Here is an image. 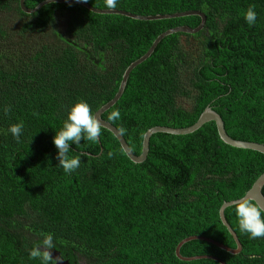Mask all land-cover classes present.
<instances>
[{"label":"trees","instance_id":"16d2710c","mask_svg":"<svg viewBox=\"0 0 264 264\" xmlns=\"http://www.w3.org/2000/svg\"><path fill=\"white\" fill-rule=\"evenodd\" d=\"M20 1L0 0V264H56L29 255L46 234H53V250L69 264H220L181 260L176 247L195 235L237 247L220 208L244 197L264 173L262 153L225 144L209 122L189 135L154 134L148 158L137 164L101 127L98 142L71 145L81 164L69 175L57 166L53 143L74 102L87 101L95 115L161 33L197 28L201 17L141 21L59 3L26 14ZM43 1L26 0L25 6ZM82 1L142 16L198 10L207 17L196 34L165 37L102 115L136 155L149 129L190 127L208 107L232 138L264 144V0ZM249 6L258 14L255 25L242 15ZM6 15L36 44L4 47L10 39ZM114 111L119 118L110 120ZM20 121L17 140L7 129ZM225 216L241 253L196 239L181 254L264 264V238L240 231L234 206Z\"/></svg>","mask_w":264,"mask_h":264},{"label":"water","instance_id":"95a60500","mask_svg":"<svg viewBox=\"0 0 264 264\" xmlns=\"http://www.w3.org/2000/svg\"><path fill=\"white\" fill-rule=\"evenodd\" d=\"M25 1L26 0H21L20 5H21L22 10L26 14L36 13L48 4L59 3V4H79V5L84 6L87 9H89L90 11L97 13V14H119V15H124V16H127L129 18H132L135 20H141V21L165 20V19L181 18V17H187V16H195V15L200 16L202 21H201V24L197 28H191L189 26H179V27L172 28V29H169V30L161 33L156 38V40L153 42V44L149 48V50L142 57H140L138 60L134 61L133 63H131V65H129V67L124 72L123 78L121 80L119 89H118L115 97L111 101H109L107 104L102 106L95 113V116L101 122V127L112 132L113 135L117 138V140L119 141L123 151L128 156V158L137 164L143 163L148 158L149 151H150V141H151V138L154 134L165 133V134H171V135H189V134L196 132L197 130L202 128L206 123H209V122H215L216 123L219 136L225 144H227L231 147H234V148L257 151V152L262 153L264 155V144H261L258 142L242 141V140H237V139L232 138L227 133V130L225 128V123H224L222 117L209 107L206 108V110L201 114L198 121L190 127L173 128V127H167V126H156V127L149 129L146 132V134L144 135L143 148H142V153L140 155H136L132 151L127 140L125 139L122 132L117 127H115L113 124H111L110 122H108L102 118V115L106 111L111 109L115 104H117V102L123 96L131 72L137 66L141 65L148 58H150L152 56V54L156 50L159 43L165 37L172 35V34H175V33L196 34L204 28L206 21H207V17L203 12L198 11V10H190V11L180 12V13H175V14H164V15L159 14V15L142 16V15L134 14L131 12L116 10V9H97V8L93 7L92 5H90L87 2L82 1V0H45V1L41 2L40 4H38L33 9L27 8L25 6ZM263 189H264V173L254 182V184L252 185V187L250 188V190L246 193V195L244 197L249 198L254 203H259L261 205H264ZM237 200L225 202V203H223V205L220 208L221 221H222L223 225L227 228L229 233L233 236V238L236 242V245H237L236 248H231V247H229V246H227V245H225L219 241H216V240L211 239V238L206 237V236L195 235V236H190V237L185 238L184 240H182L177 245V247H176L177 257L181 260H184V261H192V260H198V259H211V260H215V261L219 262L220 264H227L225 261H223L219 257L213 256V255L184 257L181 254V248L183 247L184 244H186L192 240H196V239L197 240H204L206 242L212 243L215 246L219 247L220 249H222L224 251H227L228 253H230L232 255H237V254L241 253L242 248H243L242 243H241L237 233L232 228V226L229 224V222L225 216L226 209L231 207V206H234V202ZM51 254L53 257L52 259L56 262V264H69L68 261L64 262V260H63V258L59 252L52 250ZM156 264H163V263H156Z\"/></svg>","mask_w":264,"mask_h":264},{"label":"clouds","instance_id":"9594fccd","mask_svg":"<svg viewBox=\"0 0 264 264\" xmlns=\"http://www.w3.org/2000/svg\"><path fill=\"white\" fill-rule=\"evenodd\" d=\"M109 6H115V0H108ZM244 20L249 25H255L258 14L254 6H249L242 13ZM8 111V109H5ZM119 118V112L114 111L109 117L110 120ZM24 124L20 121L11 124L7 131L19 140L23 132ZM101 137V122L93 115L87 101L80 99L74 102L67 109V118L63 121L62 127L55 131L53 143L57 149L56 159L59 167L63 168L65 174H72L81 164V156L71 155L76 152L71 145L77 148L81 140L98 142ZM235 214L240 231L249 234L253 239L264 238V205L252 202L249 198L243 197L234 202ZM55 249L53 234H46L39 244L34 245L29 251L32 258L43 257L45 261L52 259L51 251Z\"/></svg>","mask_w":264,"mask_h":264},{"label":"rangeland","instance_id":"374dc122","mask_svg":"<svg viewBox=\"0 0 264 264\" xmlns=\"http://www.w3.org/2000/svg\"><path fill=\"white\" fill-rule=\"evenodd\" d=\"M4 19H6L7 21H9L10 25H8V28H10L9 33H10V39L6 40V43L4 45V47L6 46L7 49L11 48V49H15V47L18 45H21L22 47H30L36 44L37 42V38L36 37H31L30 35L28 36H22L20 34L19 28L18 26H16V21L15 22H11L9 16H3Z\"/></svg>","mask_w":264,"mask_h":264},{"label":"flooded vegetation","instance_id":"af4514ba","mask_svg":"<svg viewBox=\"0 0 264 264\" xmlns=\"http://www.w3.org/2000/svg\"><path fill=\"white\" fill-rule=\"evenodd\" d=\"M243 249V248H242Z\"/></svg>","mask_w":264,"mask_h":264}]
</instances>
